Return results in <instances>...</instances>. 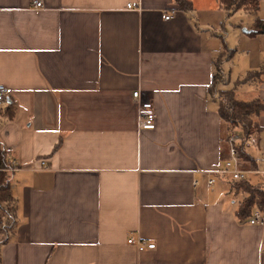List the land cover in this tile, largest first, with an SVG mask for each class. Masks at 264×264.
<instances>
[{"label": "crops", "instance_id": "0c3cea01", "mask_svg": "<svg viewBox=\"0 0 264 264\" xmlns=\"http://www.w3.org/2000/svg\"><path fill=\"white\" fill-rule=\"evenodd\" d=\"M40 1L0 0V140L18 162L0 264H264V225L237 215L244 192L214 171L229 157L209 90L217 66L220 86L264 102V72L246 90L223 66L240 48L217 33L232 13L217 0ZM250 20L242 76L264 68V32L247 34ZM136 88L153 127L137 126ZM258 122L260 150L264 112ZM130 235L155 247L138 250Z\"/></svg>", "mask_w": 264, "mask_h": 264}, {"label": "trees", "instance_id": "16d2710c", "mask_svg": "<svg viewBox=\"0 0 264 264\" xmlns=\"http://www.w3.org/2000/svg\"><path fill=\"white\" fill-rule=\"evenodd\" d=\"M217 1L218 5L229 14L238 9H243L253 15V21L246 29L247 34L255 35L264 32V20L258 15L259 0ZM176 2L182 8H189L191 6L188 0H176ZM263 72L264 68L261 70H249L242 78L237 79L236 83L253 80ZM224 81V75L217 66L209 85V90L216 93L220 118L225 122L228 131H232L235 134V146L238 149L239 155L253 166L251 168H255L254 156L246 150L244 142L248 135L253 134L257 136L262 130L258 122V115L264 112V102L258 97L251 99L237 98L233 88L220 86ZM9 166L8 150L0 140V208L4 209L8 214L5 220L0 221V232L4 234H7L15 223L13 219L15 211L14 199L10 191L11 170L8 169ZM234 186L244 192L237 210L239 217H247L251 214L253 208L264 205V180L253 182L243 177L236 179ZM2 240H5V238H2Z\"/></svg>", "mask_w": 264, "mask_h": 264}, {"label": "built area", "instance_id": "2783aa9c", "mask_svg": "<svg viewBox=\"0 0 264 264\" xmlns=\"http://www.w3.org/2000/svg\"><path fill=\"white\" fill-rule=\"evenodd\" d=\"M42 2L40 0H35L34 6L37 8L41 6ZM127 9H140L139 1H129L126 4ZM173 15V10L163 11L162 16L164 19H170ZM8 88L0 83V104L5 102L8 95ZM132 98L136 103V113H137V126L139 128H149L153 127L155 123V110L152 100L146 99L142 93L140 88H136L132 91ZM235 134L230 131L227 134V141L229 145V157L225 160L222 167L215 169V172L225 173L231 176L233 179H240L246 177V174L249 172L262 173L264 174V169H259L255 167L254 169H244L242 168L241 156L239 155L238 149L235 146ZM244 145L247 146H256L257 145V137L253 134H250L246 137ZM255 163L258 165L260 161L259 158H255ZM18 162L15 158L10 159L9 170H13L17 167ZM207 182L211 184L213 182V178L209 177ZM196 183V180H195ZM248 221L250 223L264 225V205L262 207L253 208L251 214L248 216ZM129 243H132L136 246L138 250H142L144 248H153L155 247L154 242H147L140 237H135L134 235H130L127 238Z\"/></svg>", "mask_w": 264, "mask_h": 264}, {"label": "rangeland", "instance_id": "374dc122", "mask_svg": "<svg viewBox=\"0 0 264 264\" xmlns=\"http://www.w3.org/2000/svg\"><path fill=\"white\" fill-rule=\"evenodd\" d=\"M252 15L250 13H247L245 11L242 10H237L234 11L232 14H230L229 16H225V14L223 15V20H224V28L219 29V27H217V33L221 34L222 37L225 36L226 38V43L228 46L233 47V50L235 47H237L238 45H240L237 50V52H235V54L229 59V61L227 63H225V65H223L225 67V69H227L229 72V74H231V79H235V77H243V67H244V59L246 58V54L248 53L244 47V42L242 40V38L244 35L241 36L243 29L242 27L245 26V24L247 23V21H251ZM242 41V42H241ZM249 45V49H251L252 47H254L255 45ZM255 53H251L249 55L248 53V57L250 59L249 56H253ZM245 75V74H244ZM248 81V80H247ZM251 82V81H250ZM248 84L249 81L247 83H244L242 86L243 88H245L246 90L248 89ZM243 89V90H245ZM249 93V92H246ZM247 96V94H242ZM226 142L228 143V141L226 140ZM258 143V142H257ZM264 146V140H262L260 142V150L258 149V144L256 146H247L245 147L246 150L248 148H250V152L255 158H259L260 161L258 162V167L259 168H263L264 169V156L261 152L262 147ZM241 163H242V168L244 169H252L249 162L245 161L242 157H241ZM256 164V163H255ZM257 167V165L255 166ZM254 169V168H253ZM250 173L246 174V178H250V180H254V178H256L254 175L249 177ZM259 176V175H258ZM261 178V176H259Z\"/></svg>", "mask_w": 264, "mask_h": 264}]
</instances>
